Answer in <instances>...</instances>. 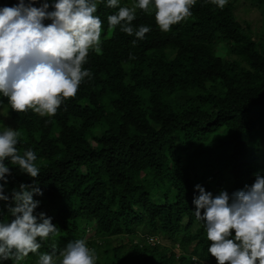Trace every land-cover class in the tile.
Masks as SVG:
<instances>
[{
  "label": "trees",
  "instance_id": "trees-1",
  "mask_svg": "<svg viewBox=\"0 0 264 264\" xmlns=\"http://www.w3.org/2000/svg\"><path fill=\"white\" fill-rule=\"evenodd\" d=\"M247 1L264 16V0ZM95 2L101 52L89 51L83 68L91 78L74 98L41 117L13 111L0 94L19 154L32 149L40 168L34 180L5 161L12 170L5 194L36 183L43 192L34 196L36 215L58 229L38 238V252L0 264H37L45 253L59 261L78 239L95 250L96 264H218L195 216V186L231 196L264 176V31L239 17V0L223 9L196 0L192 15L169 32L159 29L154 9L136 8L133 27L151 29L139 40L119 25L109 31L108 16L119 9ZM18 3L0 0V8ZM10 205L0 201V223L12 219ZM151 236L162 244H149Z\"/></svg>",
  "mask_w": 264,
  "mask_h": 264
},
{
  "label": "clouds",
  "instance_id": "clouds-1",
  "mask_svg": "<svg viewBox=\"0 0 264 264\" xmlns=\"http://www.w3.org/2000/svg\"><path fill=\"white\" fill-rule=\"evenodd\" d=\"M227 2L211 0L221 9ZM34 3L19 0L14 6L0 8V94L8 98L17 113L32 110L41 117H54L64 101L77 95L84 79L91 78L83 65L90 50L101 52L102 20L95 15V0H55L52 5L44 0L40 7ZM195 3L138 0L135 7L129 8L120 7V0H107L108 7L119 9L108 16L109 31L119 25L122 32L143 40L151 29L133 27L139 8L145 13L154 9L159 29L169 32L192 15ZM46 20L51 23L45 25ZM18 137V131L10 127L0 133V201L11 199L15 203L9 206L10 222L0 223V261H22L29 253L38 252V238L47 240L58 231L52 218L43 212L36 215L40 201L34 196L43 195L36 183H21L10 196L5 194L12 175L5 161L18 165L21 173L34 180L40 175L35 152L27 149L19 154ZM195 187L200 193L193 201L195 216L205 222L211 242L208 253L218 264H264V176L257 175L252 185L231 196L227 191L213 196L201 185ZM148 243L162 244L154 236L148 238ZM176 249L180 254L178 244ZM59 256L57 261L55 254L45 253L37 264H96L97 260L95 250L84 239L69 242Z\"/></svg>",
  "mask_w": 264,
  "mask_h": 264
},
{
  "label": "rangeland",
  "instance_id": "rangeland-1",
  "mask_svg": "<svg viewBox=\"0 0 264 264\" xmlns=\"http://www.w3.org/2000/svg\"><path fill=\"white\" fill-rule=\"evenodd\" d=\"M134 0H120V4L125 3L132 5ZM240 7L238 9L239 17L250 23L256 32L264 31V16L261 11L256 8H252L247 0H239ZM12 128L16 130V125L10 120L7 113L0 112V130L3 132L6 128Z\"/></svg>",
  "mask_w": 264,
  "mask_h": 264
}]
</instances>
